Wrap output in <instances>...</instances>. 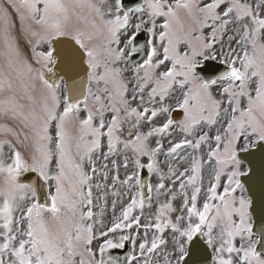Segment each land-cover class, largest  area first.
<instances>
[{
	"label": "snow or ice",
	"instance_id": "1",
	"mask_svg": "<svg viewBox=\"0 0 264 264\" xmlns=\"http://www.w3.org/2000/svg\"><path fill=\"white\" fill-rule=\"evenodd\" d=\"M196 252L264 264V0H0V264Z\"/></svg>",
	"mask_w": 264,
	"mask_h": 264
},
{
	"label": "water",
	"instance_id": "2",
	"mask_svg": "<svg viewBox=\"0 0 264 264\" xmlns=\"http://www.w3.org/2000/svg\"><path fill=\"white\" fill-rule=\"evenodd\" d=\"M255 164L259 173V169H260V155L258 154L256 159H255ZM255 195H256V207L254 208V225H255V231H259V227H260V220H261V207H260V201H261V192H260V185H259V179L257 180V184H256V188H255ZM199 258L198 253L196 252L193 260L191 262V264H193L194 260H197ZM199 261V259H198ZM197 261V262H198Z\"/></svg>",
	"mask_w": 264,
	"mask_h": 264
},
{
	"label": "flooded vegetation",
	"instance_id": "3",
	"mask_svg": "<svg viewBox=\"0 0 264 264\" xmlns=\"http://www.w3.org/2000/svg\"><path fill=\"white\" fill-rule=\"evenodd\" d=\"M22 43V47L25 48V50H27V46L23 43V41H21ZM106 220L108 219H111V213H107L106 217H105ZM126 251L127 250H117V255H119L121 258H123V256L126 254ZM114 251L112 252V255H114ZM198 253V256L201 261L204 259V255L202 252H197ZM202 256V258H200ZM193 262H197V260H194Z\"/></svg>",
	"mask_w": 264,
	"mask_h": 264
},
{
	"label": "rangeland",
	"instance_id": "4",
	"mask_svg": "<svg viewBox=\"0 0 264 264\" xmlns=\"http://www.w3.org/2000/svg\"><path fill=\"white\" fill-rule=\"evenodd\" d=\"M163 159V158H161ZM121 174H123V170H121ZM111 197H109V210H108V213H111V209H110V204H111ZM117 212H119V206L117 207ZM142 231V230H141Z\"/></svg>",
	"mask_w": 264,
	"mask_h": 264
}]
</instances>
